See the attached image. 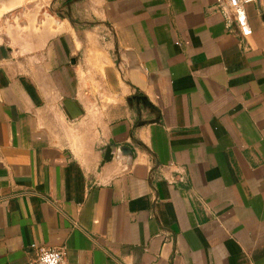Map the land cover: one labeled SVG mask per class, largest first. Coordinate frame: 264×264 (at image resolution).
Wrapping results in <instances>:
<instances>
[{"label":"crops","instance_id":"1","mask_svg":"<svg viewBox=\"0 0 264 264\" xmlns=\"http://www.w3.org/2000/svg\"><path fill=\"white\" fill-rule=\"evenodd\" d=\"M225 3L105 1L103 69L0 39V264H264V0Z\"/></svg>","mask_w":264,"mask_h":264},{"label":"rangeland","instance_id":"2","mask_svg":"<svg viewBox=\"0 0 264 264\" xmlns=\"http://www.w3.org/2000/svg\"><path fill=\"white\" fill-rule=\"evenodd\" d=\"M105 1L0 0V39L47 37L67 28L82 47L81 53L89 54L94 65L103 69L115 50L112 31L102 17ZM92 102L96 107L108 101L101 98Z\"/></svg>","mask_w":264,"mask_h":264},{"label":"built area","instance_id":"3","mask_svg":"<svg viewBox=\"0 0 264 264\" xmlns=\"http://www.w3.org/2000/svg\"><path fill=\"white\" fill-rule=\"evenodd\" d=\"M222 2V0H218ZM257 0H225L224 7H221V11L224 15H229L241 28V34L243 37L248 36L251 32L247 28L246 21V7L249 4L255 3ZM181 182L185 181L183 177L179 179ZM36 250V257L30 264H68L65 258L64 250H53L47 248H38L34 244L30 246Z\"/></svg>","mask_w":264,"mask_h":264},{"label":"water","instance_id":"4","mask_svg":"<svg viewBox=\"0 0 264 264\" xmlns=\"http://www.w3.org/2000/svg\"><path fill=\"white\" fill-rule=\"evenodd\" d=\"M124 150H125V148H119V151L121 153H124ZM112 157H113L112 148L111 147L106 148V150L104 152L103 160H102V165L105 164V163L110 162L112 160Z\"/></svg>","mask_w":264,"mask_h":264}]
</instances>
